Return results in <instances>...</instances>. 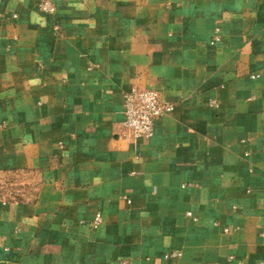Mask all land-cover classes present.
Instances as JSON below:
<instances>
[{
  "label": "crops",
  "instance_id": "crops-1",
  "mask_svg": "<svg viewBox=\"0 0 264 264\" xmlns=\"http://www.w3.org/2000/svg\"><path fill=\"white\" fill-rule=\"evenodd\" d=\"M123 263L264 264V0H0V264Z\"/></svg>",
  "mask_w": 264,
  "mask_h": 264
},
{
  "label": "built area",
  "instance_id": "built-area-1",
  "mask_svg": "<svg viewBox=\"0 0 264 264\" xmlns=\"http://www.w3.org/2000/svg\"><path fill=\"white\" fill-rule=\"evenodd\" d=\"M38 10L46 15H54L55 6L49 1H41ZM220 40L219 31L216 30L210 45H216ZM173 111V107L162 100L161 95L156 90H140L133 88L124 95L123 116L121 130L123 137L129 141L138 139H150L154 134V123L159 118L168 115ZM191 217V213H186ZM102 224V217L97 213L89 226L92 230H97ZM181 257V253L174 251L165 255L166 260H175ZM127 264V263H123Z\"/></svg>",
  "mask_w": 264,
  "mask_h": 264
}]
</instances>
